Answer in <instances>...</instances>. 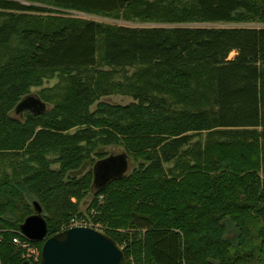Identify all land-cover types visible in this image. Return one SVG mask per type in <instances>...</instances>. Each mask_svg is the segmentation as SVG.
I'll return each instance as SVG.
<instances>
[{"label": "trees", "instance_id": "trees-1", "mask_svg": "<svg viewBox=\"0 0 264 264\" xmlns=\"http://www.w3.org/2000/svg\"><path fill=\"white\" fill-rule=\"evenodd\" d=\"M167 1L50 3L103 15L136 6L138 17L172 25L129 27L35 18L55 11L0 0V45L18 35L30 46L0 67V160L24 158L0 179V264L25 261L13 240L24 239L21 225L37 213L35 202L53 236L88 218L80 205L92 192L94 224L124 246L128 264L264 261V27L190 25L264 23V0H190L181 10ZM100 43L113 73L135 69L127 80L137 102L100 103L91 111L101 87L90 75L75 76L52 110L28 111L25 121L12 117L36 71L89 72L99 65ZM98 142L123 145L140 164L95 190L93 169L70 173L94 158ZM172 161L169 173L164 164ZM43 244L32 241L41 250Z\"/></svg>", "mask_w": 264, "mask_h": 264}, {"label": "rangeland", "instance_id": "rangeland-1", "mask_svg": "<svg viewBox=\"0 0 264 264\" xmlns=\"http://www.w3.org/2000/svg\"><path fill=\"white\" fill-rule=\"evenodd\" d=\"M26 4H36L41 5L47 8L52 9L55 12L52 13H32V17L35 18H44V17H62L69 18L76 21H88L93 20L102 25L109 26H129V27H154V26H165L170 27L168 23H163L159 21L146 20L145 17H138L137 13L140 11V8L136 6L130 7V10L122 11L119 13L111 14V15H103V14H94L87 13L81 11L70 10L66 8L56 7L51 5V0H19ZM40 1V2H39ZM156 2L158 0H147ZM175 1V2H174ZM171 3V6L175 9L181 10L187 5V2L190 0H174ZM192 1V0H191ZM39 2V3H37ZM165 2H168L165 0ZM137 11V13H136ZM190 25L195 26H215V27H264V23L253 20V21H236L226 24H211V23H191ZM99 49V65L93 69H90L89 72L80 73V72H68L65 69H56V70H38L34 74V82L33 85L29 88V95L34 97H38L43 100L48 110H52L55 108L60 102L63 101L66 95L70 93V88L73 86V77L78 76H87L94 77V88L101 87L98 96L95 95V102L91 104L90 110L95 111L100 103H109L113 105H122L126 106L133 102H137L134 99L133 93L128 89V80L127 77L133 74L135 69L128 68L124 70H117L113 73L112 68L106 65L104 61V47L103 44L100 43ZM30 51L29 44L22 41L21 37L16 35L12 38L11 42L6 45H0V67L8 62L13 56H21L28 54ZM237 55V51H233L229 59H233ZM101 75H103L101 77ZM110 76V78H105ZM104 77V78H103ZM101 78V79H100ZM100 79V80H99ZM117 83H121L124 89L119 88ZM29 110L27 108H22L17 111L16 109L12 112V117L25 121L26 113ZM80 127L74 128L70 131V133H74ZM204 139V135L202 136ZM105 154L106 157L111 155H118L126 153V150L123 145H102L101 142L96 143L95 151L93 152L94 158L92 160H87L78 170H74L70 173L71 177H82L90 170H94L95 165L98 161H100V157L98 154ZM48 159L52 161L57 160V154L50 153ZM26 160V159H25ZM129 166L126 174H130L135 168H138L140 161L136 160L132 156H128ZM24 161V158H19L16 156H7L3 160H0V179L4 178L5 173H9L8 175H12L13 171L17 169L20 162ZM165 168L167 172L171 173L170 170L174 168V161L165 163ZM35 166V165H34ZM53 169H59L60 164L54 163L51 165ZM95 189V188H94ZM96 190V189H95ZM76 202V199H73ZM93 201V192L87 195V197L83 198L80 205V211L82 214H85L89 220L94 223V217L97 214V209L93 208L88 211L91 202ZM105 203L104 196H100L99 204L103 205ZM97 225L102 227L100 223H96ZM232 229V228H231ZM103 231V230H102ZM22 233V232H21ZM235 231L232 229L230 231V237L234 236ZM14 242V241H13ZM16 245V244H15ZM17 248L22 250V257L25 258L27 250L23 247L16 245ZM124 249V246H122ZM132 262L134 259L132 258ZM259 264H264L260 262Z\"/></svg>", "mask_w": 264, "mask_h": 264}, {"label": "water", "instance_id": "water-1", "mask_svg": "<svg viewBox=\"0 0 264 264\" xmlns=\"http://www.w3.org/2000/svg\"><path fill=\"white\" fill-rule=\"evenodd\" d=\"M32 113L47 110L46 103L28 95L16 107ZM129 160L126 153L111 155L98 161L94 168V188L102 189L109 182L126 175ZM36 214L21 225L22 234L31 241H43L39 264H128L123 247L106 232L90 226L70 227L49 236L42 207L34 203ZM22 264H34L25 260Z\"/></svg>", "mask_w": 264, "mask_h": 264}, {"label": "built area", "instance_id": "built-area-1", "mask_svg": "<svg viewBox=\"0 0 264 264\" xmlns=\"http://www.w3.org/2000/svg\"><path fill=\"white\" fill-rule=\"evenodd\" d=\"M75 226H90L94 227L96 229H100V226L97 224H94L91 220L88 218L82 217V218H75L71 221L70 227ZM101 230V229H100ZM14 243L20 247H23L27 250V253L25 255V260L31 261L34 264H39L42 257V250L38 248L35 245H32V241L24 236V239L20 237L14 238Z\"/></svg>", "mask_w": 264, "mask_h": 264}]
</instances>
